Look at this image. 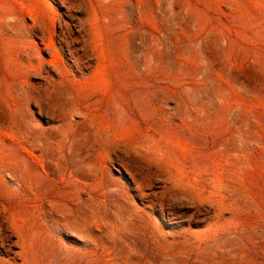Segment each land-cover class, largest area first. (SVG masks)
<instances>
[{
    "label": "rangeland",
    "instance_id": "obj_1",
    "mask_svg": "<svg viewBox=\"0 0 264 264\" xmlns=\"http://www.w3.org/2000/svg\"><path fill=\"white\" fill-rule=\"evenodd\" d=\"M0 264H264V0H0Z\"/></svg>",
    "mask_w": 264,
    "mask_h": 264
},
{
    "label": "bare ground",
    "instance_id": "obj_2",
    "mask_svg": "<svg viewBox=\"0 0 264 264\" xmlns=\"http://www.w3.org/2000/svg\"><path fill=\"white\" fill-rule=\"evenodd\" d=\"M90 18V17H89ZM100 21V20H99ZM92 25V24H91ZM47 41H48V39H47ZM50 41H51V39H50ZM49 43H52V42H49ZM52 45V44H51Z\"/></svg>",
    "mask_w": 264,
    "mask_h": 264
}]
</instances>
